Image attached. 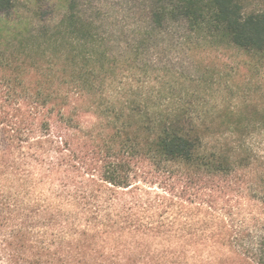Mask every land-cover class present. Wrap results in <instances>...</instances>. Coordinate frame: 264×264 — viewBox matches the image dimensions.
I'll return each mask as SVG.
<instances>
[{
  "label": "trees",
  "instance_id": "1",
  "mask_svg": "<svg viewBox=\"0 0 264 264\" xmlns=\"http://www.w3.org/2000/svg\"><path fill=\"white\" fill-rule=\"evenodd\" d=\"M244 1L154 0L142 40L181 22L264 59V10ZM9 33L0 264H264V103H210L214 72L169 81L142 40L112 52L72 2Z\"/></svg>",
  "mask_w": 264,
  "mask_h": 264
},
{
  "label": "rangeland",
  "instance_id": "2",
  "mask_svg": "<svg viewBox=\"0 0 264 264\" xmlns=\"http://www.w3.org/2000/svg\"><path fill=\"white\" fill-rule=\"evenodd\" d=\"M70 2L74 11L94 24L112 52H121L128 44L142 40L154 4V0H20L6 16L0 15V48L8 41L17 42L15 35L8 34L14 28L18 34L26 28L51 29ZM244 4L247 11L264 10V0H245ZM141 44L143 59L154 60L156 73L169 72V81L183 80L196 72L200 77L214 72L210 103H232L240 98L264 103V59L248 57L237 50L215 46L209 38L188 34L181 22L164 23Z\"/></svg>",
  "mask_w": 264,
  "mask_h": 264
}]
</instances>
